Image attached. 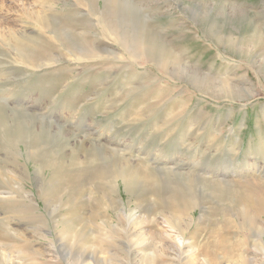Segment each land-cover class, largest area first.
Masks as SVG:
<instances>
[{"label":"rangeland","instance_id":"374dc122","mask_svg":"<svg viewBox=\"0 0 264 264\" xmlns=\"http://www.w3.org/2000/svg\"><path fill=\"white\" fill-rule=\"evenodd\" d=\"M263 147L264 0H0V264H264Z\"/></svg>","mask_w":264,"mask_h":264},{"label":"bare ground","instance_id":"6f19581e","mask_svg":"<svg viewBox=\"0 0 264 264\" xmlns=\"http://www.w3.org/2000/svg\"><path fill=\"white\" fill-rule=\"evenodd\" d=\"M113 31H114V30H113ZM114 32H116V31H114ZM116 33H117V32H116ZM83 54H84V52H83ZM86 54H88V53H86ZM238 89H240V88H238ZM241 90H243V89H240V91H241ZM184 142H185V141H184ZM263 156H264V147H263ZM119 175H120V174H119ZM117 176H118V175H117ZM125 177H126V179H127V176H125ZM117 178H118V177H117ZM129 178H130V177H129ZM129 178H128V179H129ZM123 179L125 180V178H123ZM128 179H127L126 182H127V183L129 182V183H130V181H128ZM129 183H128V184H129ZM261 229H263V228H261ZM259 230H260V229H259ZM255 232H256V231H255ZM255 232H254V233H255ZM258 235H260V234H258ZM261 236H262V235H261ZM261 236H258V238H257V242H256V243L259 245V247H258L259 249H260V248H263L262 251L264 252V240L261 239ZM258 245H257V246H258ZM260 250H261V249H260ZM248 264H249V263H248Z\"/></svg>","mask_w":264,"mask_h":264}]
</instances>
